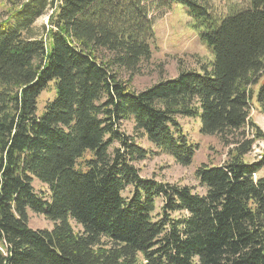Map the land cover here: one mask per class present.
<instances>
[{"label": "trees", "instance_id": "trees-1", "mask_svg": "<svg viewBox=\"0 0 264 264\" xmlns=\"http://www.w3.org/2000/svg\"><path fill=\"white\" fill-rule=\"evenodd\" d=\"M208 1L27 0L0 22V264H264V153L243 160L263 136L250 111L264 108V0L220 20ZM174 4L215 60L138 92L152 13ZM180 117L199 119L204 136H240L227 163L197 170L204 194L141 177L135 163L156 153L122 131L133 121L188 167L198 147ZM29 212L54 228L32 229Z\"/></svg>", "mask_w": 264, "mask_h": 264}, {"label": "rangeland", "instance_id": "rangeland-1", "mask_svg": "<svg viewBox=\"0 0 264 264\" xmlns=\"http://www.w3.org/2000/svg\"><path fill=\"white\" fill-rule=\"evenodd\" d=\"M26 1L0 0V22L6 21L11 13ZM207 4L211 13L218 20L249 7L248 0H209ZM51 14L52 10H49L46 16L35 23L36 33L44 36L43 27H49ZM157 14L158 12L152 13L155 33V38L151 43L152 57L148 62L141 63L138 73L131 81V86L138 92L148 89L162 80L174 79L183 71H202L204 68H209L215 60L212 48L201 41L200 36L193 28L195 19L187 7L174 4L168 12L162 15L161 13ZM122 76L126 82L131 77L127 72H123ZM54 96V87L51 86L39 99L40 111ZM250 118L263 136L256 141L252 152L243 157V160L248 163L258 161L264 153V108L255 100L252 102ZM178 121L189 141L198 147L193 163L188 167L177 164L172 157L159 152L147 138L136 133L133 121H125L122 124V131L128 136L134 137L144 149L156 153L145 161L135 163L141 177L188 186L194 192L204 194L205 190L200 186L196 176L197 170L203 165L222 166L227 163L235 153V143L240 139V136L227 138L229 141L227 143L218 136L202 135L199 119L180 117ZM90 156V154L86 155L87 158ZM33 186L38 194L48 197L50 191L46 185L35 179ZM71 224L76 232L81 231V227L76 223L71 222ZM29 226L34 230H52L55 223L42 215L29 212Z\"/></svg>", "mask_w": 264, "mask_h": 264}]
</instances>
